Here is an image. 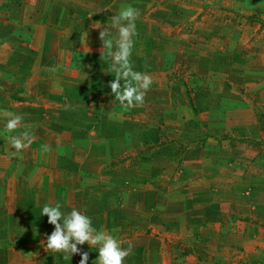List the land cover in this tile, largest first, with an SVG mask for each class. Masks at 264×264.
I'll list each match as a JSON object with an SVG mask.
<instances>
[{"label":"rangeland","instance_id":"1","mask_svg":"<svg viewBox=\"0 0 264 264\" xmlns=\"http://www.w3.org/2000/svg\"><path fill=\"white\" fill-rule=\"evenodd\" d=\"M127 7L140 13L131 70L152 81L138 106L114 99L108 87L119 50L112 18ZM0 14L7 15L0 21L1 203L17 204L25 224L36 227L15 242L17 253L6 264H79V255L69 261L44 246L54 229L38 208L57 203L65 213L90 216L121 247L130 244L124 264H264V239L254 242L264 230L247 225L248 217L254 228H264V221L254 222L244 201L229 196L218 215H206L191 190L202 181L189 176L197 165L192 152L233 146L232 165L243 175L254 167L264 177V0H0ZM105 29L110 36L103 46ZM16 105L33 109L35 122L62 111L63 157L87 152V162L103 163L95 170L84 164L82 177L63 169L58 179L39 165L35 150L29 163L31 151L24 148L18 154L26 162L18 158L10 168L11 137L27 141L23 134L30 138L34 130L33 120L7 129L9 111L25 112L15 113ZM122 119L135 133L110 157L104 146L122 131ZM94 146L102 147L101 156ZM230 204L237 205L234 214ZM80 247L89 252L88 264H96L97 249ZM257 249L260 260L251 259Z\"/></svg>","mask_w":264,"mask_h":264},{"label":"crops","instance_id":"2","mask_svg":"<svg viewBox=\"0 0 264 264\" xmlns=\"http://www.w3.org/2000/svg\"><path fill=\"white\" fill-rule=\"evenodd\" d=\"M5 15L6 14H0V21L3 20L2 18ZM18 108L20 110L21 108L23 109L25 107H22V105L17 106L15 108V113H22L18 111ZM32 110H25L24 114H22L24 116V119L21 121V122H24V124H27L28 121L33 120V122L31 123H33L34 125L33 126L34 130L33 132H31V137H30L32 140H30V143H28V141H24L25 143H28V147H26L25 149L29 151L28 153H30L31 151L30 153L31 157L29 159V163H33L34 151L32 150H35V154L38 157V162H40L39 165H43L45 166V168H48L49 173L53 177H57L58 179H60V177H65V175L67 174L66 171H68V169L79 174L80 176L81 173H84L82 169L84 164H87V163L90 164L92 169L95 170V168L99 167V165L103 163L101 159L97 160L96 158L90 159V161L87 162L85 160L86 157L88 158L89 156V158H91V155H89L87 152L79 153V154H77V152H74L75 154H72L71 152L69 155V158L65 159L63 157V147L66 144H65L64 139L62 138L59 139L58 137L60 135L58 134L59 133L58 129L63 128V125H62L64 121V117H62L63 112L60 111L61 112L60 114L56 113L54 115V119L52 118V121H49V119L48 120L43 119V117L40 116V114H38V116H40L41 118L39 117L38 120H36L37 122H35V119H29V115H31ZM9 112H8L7 117L10 116ZM118 122H119L118 124H120L119 127H121L122 131L119 133V135H115L112 137L108 135L110 137L108 138L109 141L106 142L105 146L103 145L105 149L109 151L107 154L110 157H112V153L110 152L114 151L116 149V146L118 147L119 145L122 144L121 140H123V138H126L128 136L127 134L135 133L131 129L132 127L129 126L127 121H123L122 119ZM123 125L125 127H123ZM48 127H50L51 130L48 129ZM9 131L13 132V130H9ZM53 131H56V133ZM136 132L138 135L140 130H136ZM41 133H44V135L40 137ZM11 134L12 133H9V137H11ZM110 135H113V133H110ZM0 146H1V143H0ZM8 146L10 145H7V148L10 151L11 148H9ZM94 149H97L99 151V146L98 147L94 146ZM61 150L62 152H59ZM199 151H200L199 154L190 152L192 156H196V159L194 162H197V165L194 166L195 168L193 166H190L189 176L190 177H200L202 181V184L197 189L195 187H192L191 189V190H197L196 191L197 195L195 197V200H197V203L202 207L200 210L202 212L207 213L206 215H208L210 212L213 214L214 213L217 214L219 209L223 208L222 207L224 204L223 199H226L227 198L226 196H229L230 198H235V199H240V200L242 199L244 201L243 204L245 206L247 205L248 210L251 211L250 214L252 217H254V222L256 223L263 222L264 221V216H263L264 215V177H257V174L253 173L254 167L249 168V170H247L246 172L244 171V175L241 174V172L237 170L234 167V165H232V164H235L236 162L234 160L233 155L231 154L232 152L237 153L236 149H234L233 146L230 147L226 152H225L224 147L219 148V146L217 148L214 147L207 151L201 150V149ZM229 152H231V154ZM102 153H103V150L101 147V151L98 152V155L101 156ZM188 154L189 153L186 152V155ZM262 155L264 156V153ZM10 156H12L11 153H10ZM18 158L20 161L26 162L25 157L21 152L20 156L19 154H16L15 156H12V158H10V161H9L10 168L13 166L14 163L18 162ZM164 160L167 162L169 158L167 159L165 158ZM187 160H189V157H187ZM99 161H102V162L98 164ZM63 169L65 172V175L61 174V170ZM221 174L227 177H220ZM211 175H213V177H210ZM214 175L216 176L214 177ZM7 176L8 174L4 175V177H7ZM44 180L45 178L43 177V181ZM212 180L217 182L215 189L209 186V182H212ZM225 181H226L225 186H228L227 191L225 190V186H224ZM222 182L223 184L220 185V183ZM3 183L5 182L2 179V183L0 184H3ZM15 194H13L12 196L15 197ZM5 198L6 197H3L2 199H5ZM217 198L219 200H222V203L215 202L214 199H217ZM205 199H208V200H205ZM203 201H205V204H202ZM14 202H16V199L14 200ZM236 206H237L236 204H230V208H232L233 210L231 212L232 214H234ZM38 210L39 212H41L40 208H38ZM22 214L24 215V212L19 210L17 204H14L13 206L11 205L7 206V205H4V202L1 203V192H0V264H6L7 260H10V256L12 254L17 253L16 250H13V249H16L15 242H18V241L21 242L20 240L22 241L26 240L25 239L26 233L31 232V230L34 228L36 229V227L28 226L27 224H25L26 222L25 218L27 219V216H22ZM203 215H201V217H204ZM206 215L204 218H206L207 220H212L210 217ZM248 218H249V222L247 225L249 226L251 230L252 229L264 230L262 226L261 227L255 226L254 228L253 224H251L252 218L251 217H248ZM220 225H222V227H225L223 226V224H216V227H214V229H216L217 226H220ZM258 233H259L258 236L255 235L256 238H254L252 233H250L249 239L252 238L253 240L254 238V242L264 239V234L260 232ZM263 242L261 243L264 245ZM6 247H8L7 250H6ZM257 252L259 253L260 249H257V251L254 252L255 255L257 254ZM262 254L263 253H260V255ZM260 255H256V257L251 256L252 257L251 259L260 260V257H259ZM262 260L264 261V259Z\"/></svg>","mask_w":264,"mask_h":264},{"label":"clouds","instance_id":"3","mask_svg":"<svg viewBox=\"0 0 264 264\" xmlns=\"http://www.w3.org/2000/svg\"><path fill=\"white\" fill-rule=\"evenodd\" d=\"M140 15L137 9L132 7L125 8L119 15L113 17V27L118 29V52L115 54L113 71L116 73L114 79L108 87L114 99L127 106H138L144 102L146 91L149 89L152 81L147 75L133 72L129 62V57L134 45L135 21ZM88 33L85 31L84 45L87 47ZM110 33L105 29L100 32V40L104 45L109 43ZM125 84H121V80ZM12 115L7 122L8 130H15L22 120V116ZM24 139L30 143L28 133H24ZM15 156L21 150L28 147V143L22 141L19 137H11ZM47 217V223L53 226V231L47 235L45 248L52 253L60 254L64 259L71 260L73 255H79V264H88L89 252L81 251L85 244L89 249L95 247L98 256L94 261L96 264H124V260L131 254L132 246L121 247L119 239L103 229H98L93 225L92 218L78 209H72L65 213L61 210V205L44 204L41 208V216ZM91 251V250H90ZM93 264V261H92Z\"/></svg>","mask_w":264,"mask_h":264}]
</instances>
